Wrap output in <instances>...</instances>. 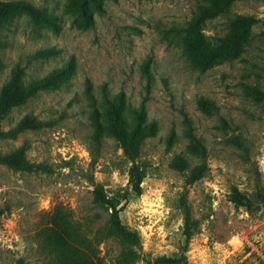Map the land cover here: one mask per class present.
I'll list each match as a JSON object with an SVG mask.
<instances>
[{"label":"rangeland","instance_id":"1","mask_svg":"<svg viewBox=\"0 0 264 264\" xmlns=\"http://www.w3.org/2000/svg\"><path fill=\"white\" fill-rule=\"evenodd\" d=\"M17 1L0 0V90L17 64L24 81L70 66L1 120L44 123L0 140L28 161L0 164V264H264V0ZM104 91L128 115L144 103L137 148L93 133ZM111 204L128 236L109 229Z\"/></svg>","mask_w":264,"mask_h":264},{"label":"trees","instance_id":"2","mask_svg":"<svg viewBox=\"0 0 264 264\" xmlns=\"http://www.w3.org/2000/svg\"><path fill=\"white\" fill-rule=\"evenodd\" d=\"M232 0H222V2L228 6ZM14 7L20 9H26L34 14L38 12V8L33 3H30L27 0H19L12 4ZM214 10V5H203L201 7V13L211 12ZM251 19L250 15L247 14H238L231 20H234L235 23L242 25L244 23L248 24V20ZM5 17L2 12H0V29L3 26ZM247 31V27H244L240 31L227 33V42L231 41L232 35L242 37ZM228 52V50H227ZM186 57L189 59L192 66L199 67L201 70L204 68V49L199 43L193 42L190 44V49L186 50ZM70 65L62 64L59 67H54L45 73L42 76L32 77L27 81L25 79L26 72L24 68L17 64L11 73L9 80L4 83L0 90V140L5 138L7 135L16 136L18 132H24L27 130H36L43 125L44 121L37 118L36 115H25L21 118L12 128L4 130L2 128V118H4L7 113H9L14 107L20 106L24 101H26L30 96H35L39 92L44 91L49 88V85L53 84L55 80L58 79L59 75L66 71ZM95 101V98H93ZM103 103L101 105L105 106L104 109H100L98 105L93 107V110L90 113L91 116V126H93V133L96 137L102 136V134H114L118 139L123 140L124 147L137 148L139 141L142 140L145 133H150L152 131V121H147L146 119V108L144 103L140 106L134 107L131 106L129 109L130 115L127 113V109L124 106L123 95L121 92L119 94L108 95L104 91L102 96ZM197 105L199 108L206 110L205 108L208 105V99L205 97H199L197 99ZM130 116V120L128 118ZM188 117H185L187 121ZM190 124V122H188ZM189 136H192L190 132H187ZM136 146V147H135ZM6 164L15 168L24 167L27 165L28 161L25 157L24 147L19 146L11 149L10 151L3 152L0 149V164ZM97 206L104 207L108 211V206L103 202H98ZM112 210L107 213L108 220L107 224L111 231L116 232L123 236H128L129 231L122 224L119 219L113 205H109ZM194 228V223L191 220L189 215L184 216V230L186 238H189ZM185 249V247L183 248ZM182 256H184L182 254ZM182 257H172L165 258V262L169 264H187L186 261L181 263Z\"/></svg>","mask_w":264,"mask_h":264}]
</instances>
